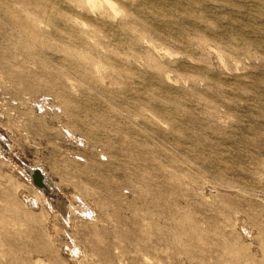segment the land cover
Returning a JSON list of instances; mask_svg holds the SVG:
<instances>
[{
  "label": "rangeland",
  "instance_id": "obj_1",
  "mask_svg": "<svg viewBox=\"0 0 264 264\" xmlns=\"http://www.w3.org/2000/svg\"><path fill=\"white\" fill-rule=\"evenodd\" d=\"M0 9V264H264V0Z\"/></svg>",
  "mask_w": 264,
  "mask_h": 264
},
{
  "label": "bare ground",
  "instance_id": "obj_2",
  "mask_svg": "<svg viewBox=\"0 0 264 264\" xmlns=\"http://www.w3.org/2000/svg\"><path fill=\"white\" fill-rule=\"evenodd\" d=\"M4 9V8H3ZM1 10V9H0ZM0 18H1V16H0ZM3 19H1V20H3L5 23H8V24H10L11 25V27L13 26V25H15V26H17V27H19V28H21L22 27V24H21V22H19L17 19H14L12 16H10V15H7V14H5V16L4 17H2ZM0 20V21H1ZM3 24V23H2ZM1 24V25H2ZM40 24V23H39ZM14 27V26H13ZM2 28V27H1ZM3 30H4V28H3ZM13 30V29H12ZM6 31V30H5ZM7 46V45H6ZM10 53V50L8 51V49L7 48H1L0 49V55H2V56H6V55H8ZM6 140H5V137L3 136V134L1 133V131H0V149H2L5 145H7L6 144V142H5ZM40 168V167H39ZM45 174L46 173H44L42 170H40V169H38V167L36 168H34V169H32V176H33V180H34V185L36 186H34L35 187V190H37L38 192H39V194L40 195H44V193H43V186L42 185H45L46 183H45V179H47L46 178V176H45ZM46 182H48V181H46ZM47 184H49V183H47ZM41 186V187H40ZM52 186V185H51ZM45 187V186H44ZM49 187V186H48ZM42 188V189H41ZM33 199V198H32ZM36 199V198H35ZM34 200V199H33ZM35 201V200H34ZM34 203V202H33Z\"/></svg>",
  "mask_w": 264,
  "mask_h": 264
}]
</instances>
